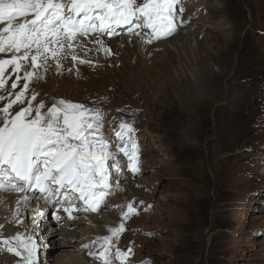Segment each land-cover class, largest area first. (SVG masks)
<instances>
[{"label":"rangeland","instance_id":"rangeland-1","mask_svg":"<svg viewBox=\"0 0 264 264\" xmlns=\"http://www.w3.org/2000/svg\"><path fill=\"white\" fill-rule=\"evenodd\" d=\"M180 7L184 11L178 13L172 35L153 39L152 30L144 27L152 40L144 56L123 38L129 27L124 25L111 36L77 38L76 55L90 64L63 63L71 50L49 45L58 50L62 74L50 67V75L45 70L41 79L29 81L13 65H4L0 75V108L28 84L23 102L12 104L13 116L29 101L34 117L39 103L45 105L41 112H47L60 99L101 111L103 126L96 135L114 156L107 162L109 177L119 162L115 167L123 169L118 176L126 188L120 193L111 186L104 205L117 200L118 208L106 206L100 212L112 215L115 227L109 235L107 231L108 241L97 235L105 242L88 258L95 264H105L98 255L106 248L109 264H264V0H183ZM98 37L110 54L92 45ZM48 55L47 63L56 62ZM121 122L131 127L122 139L116 135ZM128 135L131 148L141 143L135 172L125 164L133 163V153L121 156ZM82 202L76 195L71 206ZM130 202L136 214L125 218ZM98 214L83 211L72 230L86 234V216ZM31 221L29 213L28 228ZM39 221L32 228L40 233L50 229ZM121 224L124 230L114 234ZM1 229L0 264H23L27 252L16 236ZM40 241L35 234V246ZM9 246L21 256L9 252ZM129 247L132 254L122 257ZM63 249L46 243L35 260L53 258L56 264L55 259L65 258Z\"/></svg>","mask_w":264,"mask_h":264},{"label":"snow or ice","instance_id":"snow-or-ice-1","mask_svg":"<svg viewBox=\"0 0 264 264\" xmlns=\"http://www.w3.org/2000/svg\"><path fill=\"white\" fill-rule=\"evenodd\" d=\"M182 2L183 0H144L142 4H137L136 0H68V3L61 0H0V24L5 25L0 27V53L13 49L18 53L21 48L28 50L21 57L13 55L11 59H0V75L5 70L4 65H14V70L18 72L22 67L18 61L28 58L32 45L36 46L35 54L31 55L34 68L46 66L50 53L56 60L57 73L62 74L63 65L58 50H71L74 62L91 63L78 59L75 54L74 42L78 37L96 33L111 36L115 34L116 27L124 25L129 26L130 34L140 35L135 32V28L146 27L152 30L153 39L170 36L176 30L178 13L184 11L180 7ZM133 24L135 28L132 27ZM96 42L101 45L103 43L99 40ZM147 42L151 43L152 40ZM49 45H57L58 50L50 49ZM79 46L83 47V43ZM104 50L109 54L111 52L107 48ZM40 57L43 59L38 64ZM68 72L71 73L72 69L69 68ZM33 75L34 73L26 72L25 79L30 81ZM3 85L4 81L0 79V87ZM12 87L15 88L16 84L13 83ZM27 89L26 83L24 91L17 94L16 100L0 108V113L3 114V124L0 126V174L5 178L14 177L24 182L29 189H36L49 196L61 194V190H66L63 192L65 196L78 193V199L85 204L84 211H97L104 196L110 194L107 162L114 160L112 153L107 151L108 143L103 137L96 135L103 126L101 111L60 99L47 112H41L45 105L43 102L39 103L34 117L29 101L27 108H22L13 116L10 112L12 104L23 102ZM36 95L35 92L32 94L33 100ZM90 112L95 113L91 118L86 116ZM119 127L121 131L116 135L121 139L126 131H131V127L125 122H121ZM133 148L135 149L134 144ZM129 159L133 161L130 165L132 171H138L135 154ZM52 185L56 186L55 189ZM10 190L23 192L25 188L12 184L10 180L0 179V191ZM24 199L27 200L28 197L25 196ZM69 204L70 207L64 211L72 218V212L79 209L71 206V200ZM127 207L125 218L136 214L133 202ZM39 215L43 216V212ZM123 230L124 225L121 224L114 230V234ZM16 238L21 239L19 236ZM104 239L109 240L108 237ZM3 243L8 244V241ZM21 246L27 252L25 264H35V243L28 238V243H22ZM7 250L21 256V252L11 246ZM131 254L132 248L129 247L121 256L126 258ZM105 264L109 262L106 260Z\"/></svg>","mask_w":264,"mask_h":264},{"label":"bare ground","instance_id":"bare-ground-1","mask_svg":"<svg viewBox=\"0 0 264 264\" xmlns=\"http://www.w3.org/2000/svg\"><path fill=\"white\" fill-rule=\"evenodd\" d=\"M30 18L31 17H29V19ZM3 26H5V25L0 24V27H3ZM132 27L135 28V25H133ZM135 32L140 33V35L130 34L128 32V29H126L124 34H123V38L127 42H129L130 44L134 42L133 45H136L137 50L140 53V55L144 56L150 47V43L147 42L150 39L149 33L144 30V27L135 28ZM81 39H83V38H81ZM97 40L102 41L103 43H102V45L100 43H97V42L93 43L92 45H95V49H97V50L105 49L106 45L104 44L105 42L103 41V39L98 37V39H96V41ZM25 51H28V50L21 48L20 52H18V53L15 52L14 49L12 51H9L6 53H0V59H5V60L11 59V57L13 55H16L17 57H21V56H23ZM35 52H36V46L32 45V48L30 50L28 58L18 61L22 65L21 69L19 70L20 73L26 74V72H30V73H34V75H33L34 77H37V76L43 77L44 76L43 72L45 71V68H47L48 72L46 71V73L49 75L51 74L49 71L50 67H52L53 71H57L56 62L47 63L46 66H41L40 69H42V71L41 70L37 71L36 69H31L33 67L32 63H31V55L35 54ZM75 54H76V52H75ZM196 54H197V52H196ZM65 56L67 58H64ZM65 56L63 57V60L61 62H63V63L73 62V60L71 58V54H69V55L67 54ZM206 58H207V56H204V60H206ZM42 59H43V57L38 58V64L40 63V61ZM192 62H194V61H192ZM195 64H196L197 68L201 69L198 62H196ZM201 74H202V72H201ZM2 116H3V114L0 113L1 119H2ZM122 171H123V169L118 170V168H116L114 166V168L112 169V174L109 177L110 178V186H112V189H115L117 192H120V193H122V191H124L126 188V185L122 184V180L118 176V174ZM0 179H5L6 181L10 180V182L12 184L23 186L25 188V191H23V192H21L19 190H10L8 192L0 191V226H2V227H0V229L3 228V230H5L7 232V234L10 236H12V235L16 236V237L19 236L21 239H19V240L17 238L16 239L19 241L20 244L28 243V238H31V241L34 242L35 241V234H37L38 237L40 239H42V241H40L41 243L39 245L36 244L37 245L36 251L38 250V248L44 249L46 243L47 244H49V243L57 244L58 247L65 246V249H63V254H62L65 256V258L55 259L56 264H95V263H93V261H89L91 259L90 257H92L94 254L93 250H94L95 246L105 242L103 240L102 241L98 240L99 236L97 237V235H100L102 237L103 236L107 237L111 233V230L109 228L112 229V227L113 228L115 227V225H113L114 220L110 219V217L112 218V215H107L105 217H102L101 216L102 213L100 214V212L106 206H109V207L111 206L113 209V207H115L116 204L118 203L117 200H115L116 203L114 201H112L108 205H104L100 211L99 208L102 206V204H103V202H102L100 204L98 210L96 211L97 213H99L98 215H95V216L91 215V217L86 216L88 219L89 226L87 227L86 230L82 229L83 231L84 230L87 231L86 234H83L82 231L76 232L77 228H76V231H74L72 229L74 228V224H76V220H74V218L77 217L79 214H82V212L84 211L83 209L85 207H83L82 210H79L77 213H74L76 211H73L72 212V218H69V214L67 212H65L64 209L70 207V205H68L66 202H64V200L60 202V197H61L62 193L66 190H61V194H53V195L49 196L48 194L40 193L36 189H29L26 185H24V182L18 181L14 177L5 178V177H3L2 174H0ZM54 186L55 185H52L51 187L53 189H55ZM76 194H78V193H76ZM25 196L28 197L27 200L24 199ZM63 196H64V199H68V197H72V194H69L68 196H65V195H63ZM4 202H6V203H4ZM54 203H56V207H57L56 211L54 210V207H55ZM74 206L80 207V205L79 206L74 205ZM74 206H72V207H74ZM40 212H43V216L39 215ZM29 213H31V215H32V221H31L32 223H31V226H29V228H28L26 225V219H27ZM88 213H89V211H88ZM38 219H40V221ZM102 219H104V220H102ZM13 220H15V221H13ZM36 221H39L38 223L43 222L42 224H44V226H47V228H50V229L42 230L40 233L39 230L32 228V225ZM98 224H102L103 227L102 226L97 227ZM10 226H14L15 229H11ZM35 228H37V227H35ZM17 229H18V231H17ZM107 231H108V235H107ZM6 238L12 239V237H6ZM82 239L84 240V243L80 242V240H82ZM37 243H39V242H37ZM83 245H88V247L85 248V247H83ZM80 249L84 250V253L82 255L81 254L79 255L77 253V252L80 253ZM90 253H91V255H90ZM88 258H90V259H88ZM42 260L43 261H41V262H40V259L35 260V264H53L54 259L43 257ZM23 264H25V262Z\"/></svg>","mask_w":264,"mask_h":264}]
</instances>
